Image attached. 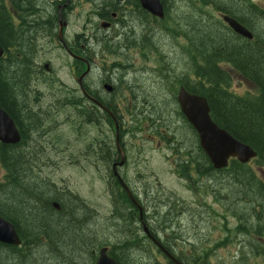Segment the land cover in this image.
<instances>
[{"label": "flooded vegetation", "instance_id": "flooded-vegetation-1", "mask_svg": "<svg viewBox=\"0 0 264 264\" xmlns=\"http://www.w3.org/2000/svg\"><path fill=\"white\" fill-rule=\"evenodd\" d=\"M0 2L2 4H0V14L6 22L11 23L14 30L12 33L14 37L9 39L8 42V63L10 66H20L23 69H27L29 75V84L25 90V97L19 96V98L12 100L11 103L4 104L6 108L0 103L2 109L12 118L20 135L18 142L5 145L9 146L11 153L17 148L23 151V155L26 157V164H28L27 168L30 170H41L43 168L40 164H37L35 167L31 164L33 162L32 160L38 162L46 155V150L42 148V135H47L50 138V142L56 144H59L61 137L64 136H69L77 140L81 138L85 143L84 146L82 148L75 147L72 149L80 154H86L92 165L95 164V160L99 161L100 179L109 188L121 186V179L126 181L122 176V171L126 166L129 171L136 172L141 169V163H130V161L135 160L138 154H143V151L132 153L128 150L126 146L128 135L132 137L141 135V125L144 122H148L151 126L149 132L153 131L156 134L150 135L155 144H164L162 151L165 152L167 158L165 165L168 166L169 171H171V174L175 178L180 181H187L191 178H193V181L198 178L199 182L207 180L205 173V153L199 148H190V141L188 139L189 132L187 130H184L187 132L186 137L181 140L173 134L174 131L171 129L176 122V108H179L177 96L180 89L185 87L175 82L172 86V79L169 80L168 77L166 78L168 82L164 83L166 88L165 90L162 89V96L163 98L168 97L169 102L162 106L165 108L161 111L162 124L154 127V124H151L150 121L143 119L148 115L146 113L148 110L144 109V115H142L140 107L156 108L160 106V102L154 100L155 95L153 91L159 90L157 80L159 78L165 79L161 71L162 66L158 70L157 78L153 73L149 72V69L152 71L155 69L153 65L149 69H141L139 72L134 73V77H132L133 72L131 67L127 66L124 68L125 70L120 77L118 66L122 63L112 64L108 71L105 66L101 67V63L97 61V58H101L106 55L107 51L109 52L111 48L108 45L109 42L117 44V47L113 48V52L109 53L116 56L121 53L123 55L126 53L124 49L126 46L127 48L129 46L124 45L122 42L127 29L136 32L135 36L139 38L140 33L143 31L142 24L144 26L149 24V22H145L141 15L143 10L150 19V22L156 19L143 8L139 0H0ZM154 24L153 22V26ZM172 27H174V22L172 23ZM179 28L183 31L189 30V28L181 26V22ZM181 30H178L177 34L172 31L167 32V36L170 39L174 34L176 35L175 39H178V41L181 40V50L177 53L182 55L184 54L182 47L187 42V39L184 35H180ZM128 38L131 39L133 37L129 35ZM139 43L143 44L142 41H139L137 44ZM114 62L118 61L114 60ZM166 63L172 64V67L169 69H172L176 65L173 61H168V58L163 65H166ZM84 67L85 69H83ZM85 71L88 72L82 80V85L85 89L83 93L77 80L74 79L73 74L79 77ZM66 73L71 75L74 86L62 80L60 75ZM138 75L141 78H137L134 81ZM237 76L234 73L232 79ZM132 82H135L134 88L131 87ZM174 89L176 93H174ZM185 89L188 91L187 88ZM60 95L62 96L60 97ZM59 101L64 104L66 103L65 107L68 108L65 111L60 109ZM67 104L69 106H66ZM71 107H74V109H71ZM154 114L157 115V112ZM127 117L131 119V127L127 122ZM182 117L188 128H191L192 126L186 118L184 116ZM150 118L151 120L154 119L152 117ZM85 123L87 125L85 126L86 132L84 133V128L82 127ZM100 123L107 126L109 141L95 143L94 139L97 136L95 133H101ZM153 127L157 128V130ZM180 128L182 129L183 126H180ZM194 132L198 137L195 130ZM118 141L124 145L121 151L115 148V142L117 143ZM106 145L109 147H106ZM54 152L62 154L64 151L60 149ZM190 152L193 155H190ZM52 153L48 156L49 161L52 160ZM108 153L111 155L109 156ZM95 154H100V157L95 159ZM30 157L32 160L29 159ZM142 157L140 156L139 159ZM198 157L200 159L199 162L197 161ZM246 165L256 178L262 181L264 180V163L261 165L255 163V160H252ZM181 170L184 171V175L181 173ZM118 172L119 174H117ZM134 172H130V174ZM258 172L261 173L263 178L258 176ZM47 177L49 178L50 176L47 175ZM126 183L128 182L126 181ZM133 183L138 185V191L140 195L145 197V201L152 203L153 195L148 186L144 185L142 180L139 179L133 180ZM65 195L68 194L62 193L59 196L44 195L43 201L46 205H41L42 209L49 213L47 208H51L52 206L55 209L54 214H59L61 211H64L66 200L69 198V195L68 197ZM122 198L124 200L130 199L129 195L123 196ZM112 201L115 206L114 214L119 215V206L115 200L112 199ZM139 201L141 202L140 199ZM129 204L134 211V230L132 234L136 241L140 240L136 243L134 249L139 250L142 258L141 242L143 237L145 238L148 235L143 236V229H137L136 226L142 224L143 219L146 221L145 225L148 226L157 223L165 224L162 230L153 229L150 238L153 237L163 246L166 244L170 249H166L169 255L174 256L173 258L179 261H181V250L190 253L193 249L197 251L214 249V246L207 244L210 242H206L207 231L204 233L201 230V224H203L201 207L205 208V206H201V203L196 206H187V208L196 207L197 209L198 219H194L193 222L185 213L186 211H182V215L176 214V210H185L184 207L186 205L168 204L163 200L161 205H156L152 209L154 211L160 208L162 211L169 213L170 216L157 217L154 215L143 216V207L139 208V205L137 203L134 204L132 200ZM37 207H39V204ZM98 211L97 207H92L85 222L90 223V218ZM189 211L190 209H187V212ZM10 215H12V218L9 219L10 222L13 224L20 240L21 238L23 240L19 245L8 246H23L24 233H28L30 228L23 227L21 223L16 221V213L10 212ZM107 221L108 218L103 213V219L98 224L99 227H102ZM42 225H39L38 228H42ZM186 227H196L197 230H188L181 238L177 236L178 234H182V231ZM221 229V226H215V230ZM94 232L96 233L95 238L87 247L86 254L83 257L72 255L74 250H76L74 248V236L70 235L64 239L67 254L63 253V256L66 259H69L68 256L73 259V261H67V264H96L102 249H107L108 257L116 264L122 263L121 260L124 253L119 248L122 244L120 241L124 239V236H120L121 238L117 236L119 240L121 239L118 241L117 238L116 240H112L105 232ZM155 234L157 237L160 236V241L155 238ZM170 235L177 238V240L180 239L179 242L164 243L166 237ZM47 236L39 239L43 243L44 248H48L52 244V240ZM150 238L149 248L155 252L159 251L157 245ZM25 241L28 245V241L26 239ZM215 241V246H221L222 241L218 239ZM207 245L209 248H206ZM33 248L36 250L39 249L36 246ZM69 248H73L74 250L71 251ZM30 250L28 251L27 259L31 254ZM170 256H166L161 252L159 256L155 257L153 264H175ZM47 258V254L44 255V258L42 255L40 257L41 262L46 264ZM16 259L18 263L21 256L17 255Z\"/></svg>", "mask_w": 264, "mask_h": 264}, {"label": "trees", "instance_id": "trees-1", "mask_svg": "<svg viewBox=\"0 0 264 264\" xmlns=\"http://www.w3.org/2000/svg\"><path fill=\"white\" fill-rule=\"evenodd\" d=\"M175 0H161L165 7L166 18L164 20L154 19L153 30L157 33L174 32L178 33L177 29H172L169 22H174V27H180V22H212L209 24L211 29L207 32V35H213L206 39L200 38L199 32L196 26L193 24L189 30H181L180 35H184L187 42L182 47V51L186 56L185 67L182 68V72L177 73L174 69H169L172 64L166 63L161 68L162 73L165 71L172 74V80L177 84L183 85L188 89L190 93L203 95L207 98L212 119L222 128L227 130L234 137L249 144L257 152V156L254 159L255 163L263 165L264 163V35L262 34V28L259 27V23L263 22L264 26V8L258 4L253 3L251 0H237L238 7L234 8L235 5L230 4L224 0H185V6L188 11L192 12V19L186 14L185 16L177 15L179 8L177 4H173ZM184 1V0H181ZM1 4V2H0ZM2 5V4H1ZM182 9H184V7ZM212 10L220 11L222 13L232 14L238 18V21L244 24L253 34L254 39L249 40L243 38L234 33L227 25L221 20L216 18ZM145 22H150V19L146 16L145 11L141 12ZM260 21V22H258ZM143 31L140 33V41L144 45L151 46L152 41L155 40L156 35L154 32L141 26ZM164 30V31H163ZM14 32L11 23L6 22L0 14V45L7 51L9 39H12V33ZM132 31L127 29L124 34V38H128ZM138 41L135 37L133 43ZM174 45L176 49L180 44ZM153 47H156L153 45ZM109 51L112 53V49ZM228 64L233 68L234 73L239 77L245 79L253 87V91L246 92L243 96L236 95L231 89H233L232 77L233 74L221 67V64ZM12 67L9 65L6 57L0 58V103L6 108L4 104L11 103L12 100L20 97H25V90L29 84L27 69H23L22 75L18 77H9L5 72L6 67ZM120 66H123L122 64ZM10 78V80H9ZM159 86L165 90V85L162 78H159ZM14 89L16 96L13 95ZM132 88L135 87V82H132ZM175 87V86H174ZM174 93L176 90L174 89ZM169 102L168 97H164L160 106L156 108L140 107L141 114L144 115V109L148 115L144 118L154 124V127H158L162 124L161 111L165 109L164 105ZM168 108V106H166ZM158 110V111H157ZM157 112V115L154 114ZM154 118L151 120V118ZM184 116L179 108H176V122L172 126V130L179 139H184L189 132L190 148H199V143L196 142V134L193 128H188L187 124L183 121ZM180 126L183 128L181 129ZM153 127V128H154ZM157 130V128H154ZM10 153V154H9ZM190 155H193L190 152ZM22 158H24L22 160ZM199 162V157L197 158ZM21 162V163H20ZM0 165L3 168V176L0 179V215L6 219L12 218L10 212L16 213L17 217L25 223L29 220L28 218H34L37 216L34 228H38L42 225V228L47 227L49 224L48 212L43 210L41 205H46L43 200L39 203V212L27 215L25 211L17 204V200L11 196V188L19 187L23 192L22 186L26 177H32L31 171L27 168L26 157L23 155V151L17 148L12 153L10 152L9 146L0 143ZM241 167V168H240ZM224 172H223V171ZM217 172V173H216ZM206 178L209 180L210 190L214 196L221 197L223 188L229 190L231 186L236 185L239 190L234 193V201H238L236 204L241 206V210L238 211L239 224L233 231L237 238L241 239L244 244V249L240 251V260L238 264H264V244L261 243L258 238H262L264 234V184L261 179L254 176L253 172L246 164L239 163L235 159H231L229 166L225 169L216 170L213 169L212 164L206 157ZM222 173V174H221ZM220 182L217 180L220 178ZM36 181V178H33ZM31 187H36L38 184L33 180H30ZM220 185L222 191L218 188ZM244 189L243 191H240ZM32 190V188H30ZM236 190V189H235ZM39 196H44L45 192L43 189L36 191ZM51 193V192H49ZM116 195L122 200V197L126 196L125 191L120 193L116 190ZM238 195H242L240 198ZM238 198V200L236 199ZM14 200V207L11 205V201ZM38 202V199L36 198ZM131 200L128 198L118 203L119 215L125 219L126 227L118 234V236H124L121 241L120 251L127 253L132 251L136 246V241L133 233L134 230V211L130 207L129 203ZM20 204V203H19ZM49 213H53L55 209L47 208ZM31 213V210H29ZM31 215L33 217H31ZM19 218V219H20ZM26 225H28L26 223ZM32 227V226H30ZM54 229V235L47 236L53 241L60 240L64 242L65 238L70 235L74 236V232L69 233L67 229L61 227V223L52 225ZM84 228L83 226L80 228ZM64 231L66 233H64ZM150 232V230H149ZM69 233V234H68ZM143 236L146 234L143 232ZM142 236V237H143ZM155 238L157 237L154 235ZM127 239H126V238ZM74 242L77 243L78 237L74 236ZM25 239L28 241L26 244ZM160 240V236L156 238ZM128 240V241H126ZM176 240L172 235L166 237L164 243ZM142 253L143 263L142 264H153L155 258L152 255L150 242L148 236L143 237L142 240ZM36 242L29 240L24 234V245L20 247L5 246L0 244L4 248L0 253V264H27L28 251L35 246ZM167 250L169 247L164 244ZM246 250V251H245ZM36 251V249H35ZM34 251V252H35ZM33 252V253H34ZM17 255L21 256V259L17 263ZM251 257L252 260L249 259ZM211 254L205 250L193 252V255H186L184 250H181V261L185 264H209ZM259 259L261 261L256 262ZM43 261V260H42ZM121 264H129L121 260ZM209 262V263H208ZM35 264V263H34Z\"/></svg>", "mask_w": 264, "mask_h": 264}, {"label": "rangeland", "instance_id": "rangeland-1", "mask_svg": "<svg viewBox=\"0 0 264 264\" xmlns=\"http://www.w3.org/2000/svg\"><path fill=\"white\" fill-rule=\"evenodd\" d=\"M224 1L235 5L233 7V10L231 11L236 10L234 8L238 7L237 0ZM185 2V0H175L173 4H177V7L179 8V12L177 13V15L185 16L187 14L191 20L192 12L187 10V7L184 4ZM254 2L264 7V0H254ZM183 6H185L184 9H182ZM172 23L173 22L170 23L171 26ZM193 24L196 26L200 38L206 39L207 37L210 38L211 36H213L211 34V36L207 35V32H209L208 30L211 29L209 24H213L212 22H206L205 20H202L201 22H181V26L187 27L189 29L192 28ZM259 27L262 28V34L264 35L263 22L259 23ZM144 28L154 32L156 35V38L154 41H152L151 46L143 45L141 43L137 44L140 39L135 36L136 32H133V34H130L133 38L130 39L123 37L122 43L129 46L128 48L126 46V48L124 49V51L126 52L124 55L121 53L116 56L109 53L110 51H107L105 56L97 58V61L101 63V67L105 66L109 71L112 64L120 62L123 66H118V70L120 73L119 76H122L125 67L130 66L133 72L132 77H134V73L139 72L141 69H149L150 66L153 65V67L155 68L153 69L154 72L150 69L149 72L153 73L157 78L158 70L161 68V66H163L168 58V61H173L176 64L173 67L174 71L180 73L182 71V68L185 67L184 64L187 61L184 54L181 55L177 53L181 50V46H178V49H176V47L174 46L176 44V35L173 34V36L169 39L164 32H155L153 30V22H149V24L144 26ZM175 29L181 30V28L179 27H176ZM135 37L138 39V41L133 43ZM180 41L181 40L177 41V45H181ZM108 45L111 47L112 51L113 48L117 47V44L114 42H109ZM153 45H155L156 48H154ZM114 60H117L118 62H114ZM83 69H85V67ZM5 72L9 77L11 76V79L12 76L18 77V75H22L23 73V71L20 70L18 66H7L5 68ZM60 76L64 82L74 86V82L72 81L71 75L69 73ZM163 76L165 77V79L163 80L164 83H167L168 79H172V74L170 72L164 71ZM167 77L168 79H166ZM137 78L139 79L141 77L139 75L136 76L134 81H136ZM157 82L159 84L160 79H158ZM174 82L175 81L171 80L172 86L174 85ZM158 87L159 90L157 89L156 91H153L155 95L154 100L162 102L163 92L159 85ZM235 88L241 94H245L246 92H248V90H252L251 86L248 83L242 82L241 80L236 81ZM11 89L13 91V95L16 96V93L12 88V84ZM61 96L62 95H60V97ZM58 104L60 105V109H63V111L68 108L65 107L66 103L64 104L59 101ZM66 106L69 105L67 104ZM71 109H74V107H71ZM127 122L131 127L132 123L129 117H127ZM86 125L87 124L85 123L82 127L84 128V133L86 132ZM99 126L101 133H95L97 135L94 139L95 143L101 141H109L107 126L103 123H100ZM141 126L142 134L138 136L135 135L133 137L131 135H128V139L126 141V146L132 153L143 151V154H138V157L135 160L130 161V163H141V169L134 172L129 171L126 166L122 171V176L125 179L127 178L126 181L129 183V185L125 183L126 181L124 179H121V186L111 188H109L100 179L99 162L95 160V164L92 165L86 154H80L79 152H76L74 149H72L75 147L82 148L84 146L85 143L81 138L77 140L69 136H64L61 137L60 143L56 144L51 143L50 138L47 135L44 134L41 136V143L43 144L42 148L46 150V155H44L38 162L32 160L31 157L29 159L33 161L31 163L33 167H35L37 164H40L43 168L41 170H30V175L32 177H26V180L24 181V184L22 186L23 190H25L26 193H22L23 191L19 189V187H15L11 188L10 194L14 199L17 200V204L25 211L27 215L39 212L40 207H37V205L41 200H43V197L37 194V190L43 189L45 192L44 195L59 196L62 193H66L69 195V198H67L66 200L64 211H61L59 214L47 213L49 215V219L47 220V223L49 225L47 227L34 228L37 216L34 218H30L26 222L28 225H26V223L22 221L20 217L16 216L17 222L21 223L23 227L30 228L28 233H24L25 237H27L31 241L36 242L35 246L39 248L36 251L34 248L30 250L31 254L27 259V264H43L40 257L43 255L44 258V255L46 254L48 256L46 264H67V261H73L70 256H68L69 259H66L63 256V253L67 254L64 242L53 239L52 244L48 248H44L43 243L39 241V239L43 238L44 236L54 235V229L52 225H56L59 223H61V227L63 229H67L69 233L74 232V236L78 237L79 241L75 243L74 247L76 250H74L73 248H69V250L71 251L74 250L72 255L83 257L86 254L87 247L93 242V239L95 238L96 233L94 231H99L101 233L105 232L109 237H111L112 239L115 238L114 240H116L118 234L125 228L126 225V222L123 218H121L118 214H114L115 206L112 199L115 200L117 204L120 201H124L120 199L118 195H116V190H118L120 193H123V191H125L126 195H129L130 200L134 201V204L137 203L139 205V208L143 207V216L154 215L157 217H169L170 214L162 211L160 208L154 211L152 209V207H156V205H161L164 200V202L168 204L186 205V207H184L185 210H176V214L182 215V211H186L185 213L193 222L194 219H198L197 209L196 207L187 208V206H196L197 204L201 203V206H205V208L201 207L203 213V224H201V230L204 233L207 231L206 242H210L207 244L214 246V249H207V251L211 254V260L209 264H238V260H240L241 258L240 251L244 249V244L241 242V239L237 238L235 232H233L239 224L237 213L241 210V206L239 204H236L238 201H234L233 198L234 193H236L235 191L239 190L238 187L234 185L231 186L229 190L223 188L222 194L224 195L222 197L220 195L215 197L213 192L210 190V187L208 186V180L204 182H199L198 178L194 181L193 178L187 181L178 180L171 174L168 166L165 165L167 162V158L165 152L162 151L164 144H155L150 135L156 134H149L151 126L148 122H144ZM196 142L199 143V138L197 136ZM123 147L124 145L119 143V141L117 143L115 142V148H117L118 151H121ZM60 149L64 151L62 154L54 152ZM200 149L201 151H203L202 148ZM97 152L100 153L99 151ZM50 153H52L51 161L48 160V156ZM96 155L98 156L100 154ZM97 156L95 157V159L97 158ZM140 156L143 157L139 159ZM205 156L207 157L206 154ZM130 172L134 173L130 174ZM181 173L184 175L183 170H181ZM47 175L50 177L48 178ZM156 176L158 177V180ZM258 176L263 178V176L259 172ZM33 178H36V181ZM221 178L222 177H220L217 181L220 182ZM135 179L142 180L143 184L148 186L150 192L153 195L152 203L145 201V197L140 195V192L137 189L138 185L133 183V180ZM30 180L36 182L38 186L31 187L29 183ZM30 188H32V190H30ZM218 188L222 191L220 185H218ZM135 190L137 193L135 192ZM243 190L244 189L241 188L240 191ZM68 195L65 196L68 197ZM238 196L240 198L242 195ZM36 198L38 199V202L36 201ZM139 199L141 200V202L139 201ZM236 199L238 200V198ZM14 202L15 201L12 200L10 204L14 205ZM92 207H97L99 211L95 213L92 218H90V223H87L85 222V220ZM187 209H190V211L187 212ZM29 210H31V213ZM103 213L107 216L108 221L105 222L102 227H99L98 224L103 219ZM31 217L33 216L31 215ZM7 220L9 219L7 218ZM82 226L84 228L80 229ZM164 226V223H157L152 226H148L145 225V221L143 219L142 224L137 225L136 227L137 229L142 228L143 232L150 238V236H152L151 232L153 231V229L162 230ZM215 226H221L222 229L215 230ZM188 230H197V228L186 227L182 231V234H178L177 236L181 238L188 232ZM64 233L66 232L64 231ZM216 239L222 241L221 246H215ZM22 240L23 239L21 238V242ZM179 240H177L176 238V240H171V242L178 243ZM258 240L264 244V234L262 235V238H258ZM0 243L5 246L11 245L2 242ZM206 248H209L208 245ZM3 250L4 248L0 246V253H3ZM1 257L2 256H0V258ZM249 259L252 260L251 257H249ZM122 260L129 264H140L144 262L142 255L137 249H133L132 251L124 253ZM259 261L261 260H256V262Z\"/></svg>", "mask_w": 264, "mask_h": 264}, {"label": "water", "instance_id": "water-1", "mask_svg": "<svg viewBox=\"0 0 264 264\" xmlns=\"http://www.w3.org/2000/svg\"><path fill=\"white\" fill-rule=\"evenodd\" d=\"M140 2L143 8L154 16L160 19L165 18L163 13L164 5L161 0H140ZM223 19L237 35L249 40L254 38L253 33L237 20L227 15H223ZM4 53L5 51L0 45V58L4 56ZM87 72L85 71L79 77L73 74L74 79L77 80L83 93L85 89L82 85V80ZM177 101L181 113L198 134L199 146L207 155L213 168L216 170L227 168L231 159H236L241 164H247L256 158L257 152L253 147L234 137L212 119L209 103L204 96L190 93L182 87L178 93ZM19 139L20 135L15 123L0 106V142L4 144L16 143ZM1 173L2 170L0 168V178L2 176ZM150 239L164 255L170 256L166 248L159 244L153 237ZM0 242L11 245L21 244V240L13 224L2 215H0ZM170 258H172L175 264H185L172 256ZM96 264L116 263L108 257L107 249H102Z\"/></svg>", "mask_w": 264, "mask_h": 264}, {"label": "bare ground", "instance_id": "bare-ground-1", "mask_svg": "<svg viewBox=\"0 0 264 264\" xmlns=\"http://www.w3.org/2000/svg\"><path fill=\"white\" fill-rule=\"evenodd\" d=\"M163 13H164V17L166 18V12H165V10L163 9ZM226 14V13H225ZM227 16H229L230 18H232V19H235V20H238V18L239 17H236V16H233L232 14L230 15V14H226ZM143 115V114H142ZM141 118H143V116H141ZM139 119H140V117H139ZM143 119H145V118H143ZM138 120V119H137ZM139 121V120H138ZM140 123V122H139ZM138 134V133H137ZM119 139V138H118ZM123 139H125V137H123ZM125 141V140H124ZM120 143V142H119ZM146 143V142H145ZM112 144V143H111ZM104 146V145H103ZM106 147H109V146H107L106 145ZM114 147V146H113ZM98 148H100V146H98ZM111 148V147H110ZM93 149H95V148H93ZM101 149V148H100ZM107 150H108V148H107ZM112 150V149H111ZM94 151V150H93ZM105 151V150H104ZM114 151V150H113ZM97 153V152H96ZM109 154V153H108ZM112 154H114V153H112ZM120 154H122V153H120ZM96 155V154H95ZM111 154H109V156H110ZM124 155V154H123ZM97 156V155H96ZM98 156H100V155H98ZM97 156V157H98ZM104 156V155H103ZM122 156V155H121ZM113 157V156H112ZM117 157V156H116ZM92 158H94V157H92ZM101 158H103V157H101ZM24 158H22V160H23ZM97 159V158H96ZM112 160H113V158H112ZM236 160V159H235ZM24 161V160H23ZM97 161V160H96ZM95 161V162H96ZM103 161V160H102ZM124 161V160H123ZM99 162V161H98ZM103 162H105V161H103ZM103 162H102V164H103ZM21 163V162H20ZM106 163V162H105ZM109 163V162H108ZM107 164V163H106ZM121 164V163H120ZM123 164V163H122ZM109 165V164H108ZM108 165H106V166H108ZM242 165V164H241ZM122 166V165H121ZM105 167V166H104ZM109 167V166H108ZM107 168V167H106ZM241 168V167H240ZM118 169V168H117ZM120 169V168H119ZM214 169V168H213ZM107 171V170H106ZM121 171V170H120ZM223 171V170H222ZM127 172V171H126ZM224 172V171H223ZM154 173V172H153ZM217 173V172H216ZM117 174H119V172L117 173ZM138 174V173H137ZM137 174H135V175H137ZM222 174V173H221ZM107 175H108V173H107ZM128 176V175H127ZM122 177V176H121ZM157 177V176H156ZM127 179V178H126ZM157 180H158V177H157ZM115 181V180H114ZM129 181V180H128ZM209 181V180H208ZM211 182V181H210ZM126 183V182H125ZM132 183V182H131ZM137 183H139V182H137ZM156 183V182H155ZM209 183V182H208ZM128 184V183H127ZM126 184V185H127ZM135 184V183H134ZM210 184V183H209ZM133 186H135V185H133ZM142 186V185H141ZM143 187V186H142ZM134 188V187H133ZM138 189V188H137ZM141 189V188H140ZM143 189V188H142ZM125 190V189H124ZM134 190V189H133ZM145 190V189H144ZM135 192H136V190H135ZM134 193V192H133ZM137 193V192H136ZM142 193V192H141ZM55 194V193H54ZM148 194V193H147ZM146 194V195H147ZM132 195V194H131ZM145 195V196H146ZM142 196V195H141ZM149 206V205H148ZM152 210V209H151ZM208 214V213H207ZM146 222V221H145ZM156 232V231H155ZM156 235V234H155ZM117 236V235H116ZM122 236V235H121ZM118 237H120V236H118ZM118 237H117V239H118ZM121 238V237H120ZM126 238V237H125ZM157 238V237H156ZM115 239V238H114ZM127 239V238H126ZM113 240V239H112ZM121 240V239H120ZM119 239H118V241H120ZM126 241H128V240H126ZM160 241V240H159ZM121 242V241H120ZM154 246V245H153ZM138 248H139V246H138ZM155 249V248H154ZM153 253V252H152ZM127 257V256H126ZM125 257V258H126ZM129 257V256H128ZM174 257V256H173ZM123 261V260H122ZM209 262H210V260H209ZM208 262V263H209ZM146 264H147V262H146Z\"/></svg>", "mask_w": 264, "mask_h": 264}]
</instances>
